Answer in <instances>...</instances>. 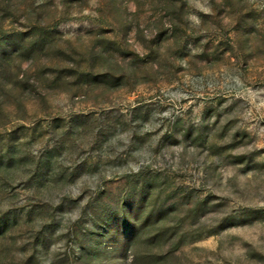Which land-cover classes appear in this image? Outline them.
<instances>
[{
    "label": "rangeland",
    "instance_id": "rangeland-1",
    "mask_svg": "<svg viewBox=\"0 0 264 264\" xmlns=\"http://www.w3.org/2000/svg\"><path fill=\"white\" fill-rule=\"evenodd\" d=\"M0 264H264V0H0Z\"/></svg>",
    "mask_w": 264,
    "mask_h": 264
}]
</instances>
